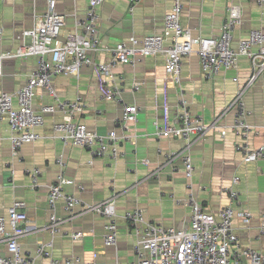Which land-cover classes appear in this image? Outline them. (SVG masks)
I'll return each instance as SVG.
<instances>
[{
    "label": "crops",
    "instance_id": "1",
    "mask_svg": "<svg viewBox=\"0 0 264 264\" xmlns=\"http://www.w3.org/2000/svg\"><path fill=\"white\" fill-rule=\"evenodd\" d=\"M180 22L193 36L217 37L227 14L230 0H181ZM88 0H57L56 10L65 16L59 38L76 28L75 20L85 18ZM172 0H103L97 8L99 14L98 34L100 49L93 53L95 61L111 59V48L119 41L128 42L129 37L142 38L148 34H162L163 16L171 9ZM242 23L233 31L231 46L236 48L252 29L264 31V3L258 6L255 0H240ZM45 11L42 0L0 1V24L3 36L0 51H15L21 44L22 31L32 28L35 14ZM169 40L164 46H168ZM164 56L161 53L146 55L135 61V65L118 64L113 73L119 86L121 103L135 104L138 107L136 122L129 121L126 129L128 140L120 143L122 155L116 161L100 157L89 163L90 155L80 146L64 145L53 137L55 123L62 120L61 113L44 115V123L37 128L40 138L25 144L19 150L20 160L11 155L8 141L9 126L5 119L0 120V215L7 216L13 200H23L26 204L28 233L19 239L23 255L34 256L33 264H51V259H64L79 256L83 261L93 260L97 254V264H114L115 257L121 263H134L136 256L133 246L135 237L123 213L136 207L144 210L148 220L160 222L163 226L180 227L186 224L190 207L175 200L183 199L194 192L200 205L208 212L216 213L228 203L226 190L237 176L239 183V203L234 208L251 213L248 227L240 219H234V227L242 248L252 247L264 255V233H259V225L264 214V158L243 162L234 145L240 139L230 130L224 137L212 133L197 141L191 148L194 166L191 179H186L180 159L165 164L168 152L178 150L183 140L177 137L154 136V121L170 124L176 114V103L183 96L193 114L200 115L204 122L217 120L228 126L233 120V110L222 114L239 84L251 72V64L246 56H239L237 69L222 70L212 79H204L200 62L195 53L182 60L180 83L174 84L166 77ZM36 59H5L0 78V91L13 92L23 85L35 69ZM237 76L238 83L232 78ZM136 81L140 88L132 90ZM54 88L60 100L80 96L85 104L83 113L76 120L85 123L98 133L115 130V119L121 111V104L106 100L110 89L108 81L94 66L82 67L79 75H58ZM15 104V102H14ZM55 104V99L46 91L36 90L34 107ZM244 104L248 111L247 122L257 128V133L249 136L251 148L264 144V71L244 94ZM63 161L64 175L74 181L64 189L80 197L85 203H99L115 194L114 210L117 226V251L103 244V227L108 218L94 213H80L76 208L71 220L60 225V232L53 238L51 257L36 256L40 243L50 240L45 228L49 210L46 205V186L55 181L60 171L56 160ZM38 167L41 170L40 186L30 188V178L26 169ZM10 168L15 172L10 174ZM191 183V188L187 184ZM78 185L83 189L80 191ZM57 216L65 219L66 213L61 203ZM82 232V238L72 239L71 233Z\"/></svg>",
    "mask_w": 264,
    "mask_h": 264
},
{
    "label": "built area",
    "instance_id": "2",
    "mask_svg": "<svg viewBox=\"0 0 264 264\" xmlns=\"http://www.w3.org/2000/svg\"><path fill=\"white\" fill-rule=\"evenodd\" d=\"M5 2L8 0H0ZM37 1V0H35ZM45 11L35 14L33 26L22 31V44L15 51H0V78L3 73L5 59H36L35 69L27 77L25 83L13 92L0 91V120L5 119L9 126L8 141L11 155L20 160L19 150L28 143L40 138L37 128L44 123V115L61 113L63 118L55 123L53 137L64 145L80 146L88 151L89 163L100 157H108L113 161L122 155L120 143L128 140L126 134L129 121L136 122L138 107L135 104L121 103L120 88L115 83L114 69L118 64L135 65L140 57L161 53L164 56L166 77L174 84L180 83L182 60L195 53L200 62L204 79H212L222 70L237 69L239 56H246L251 64V72L231 100L224 107L222 114L233 110V120L228 126H222L217 120L206 123L200 115L193 114L188 103L181 96L176 103V114L170 124L162 125L154 121V136L177 137L183 140L182 146L166 155L165 164L180 159L186 179H191L194 166L191 159L192 146L212 133L224 137L230 130L240 140L234 149L241 154L243 162L256 161L264 158V144L258 148H251L249 136L257 133V128L247 122L245 116L248 111L244 104V94L255 83L264 71V31L252 29L245 39L238 42L236 48L231 46L234 29L242 23L240 0H230L227 14L220 27L217 37L193 36L188 28L180 22L182 9L181 0H172V6L163 16L162 34H148L142 38L131 36L126 41L117 42L111 48L112 57L107 61H95L93 53L100 49L98 34L99 14L97 8L103 0H88L85 18L75 20L76 28L64 40L59 38L61 28L65 24V16L56 10L57 0H42ZM258 6L264 0H255ZM3 36V26L0 24V41ZM169 40L168 46H164ZM94 66L109 82L110 89L104 96L106 100H115L121 104V115L115 119L116 126L121 133L109 130L98 133L90 129L85 123L77 121L76 116L83 113L85 104L82 97L76 96L69 100H60L54 88V79L58 75L78 76L82 67ZM234 83L239 78H232ZM43 89L55 99V104L34 107L36 90ZM140 88L136 81L132 90ZM15 102V104H14ZM56 163L60 171L54 182L48 184L46 205L49 217L45 228L50 240L40 243L36 248V256L51 257L53 238L60 232V225L65 220H71L76 208L80 213H94L108 218L103 227V244L117 251V226L114 210L115 194L99 203H85L80 197L65 191V185L73 184L63 172V161L58 158ZM10 168V174H14ZM30 178V188L35 190L40 186L41 170L38 167L26 169ZM239 178L232 179L233 187L226 190L228 203L221 206L216 213L206 211L198 202L196 194L189 192L183 199L175 200L190 207V214L186 224L180 227H166L160 222L148 220L142 208L136 207L126 210L123 219L127 222L135 237L133 246L136 262L121 263L117 256L114 264H264V255L252 247L242 248L234 227V219L248 227L251 213L245 209L234 208L239 203L238 191L235 186ZM188 188L191 183L188 182ZM81 191L83 187L78 185ZM61 203L66 213L62 220L57 216L58 205ZM26 204L23 200L15 199L8 208L7 216L0 215V264H33L34 256L23 255L20 250L19 239L28 233V218ZM259 225V233H264V214ZM72 239L82 238V232L71 233ZM97 254L93 253V260L83 261L79 256L64 259H51V264H97Z\"/></svg>",
    "mask_w": 264,
    "mask_h": 264
}]
</instances>
